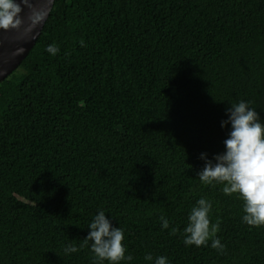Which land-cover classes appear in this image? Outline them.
I'll return each mask as SVG.
<instances>
[{"label": "trees", "instance_id": "trees-1", "mask_svg": "<svg viewBox=\"0 0 264 264\" xmlns=\"http://www.w3.org/2000/svg\"><path fill=\"white\" fill-rule=\"evenodd\" d=\"M239 100L264 120V0H54L0 83V264H93L98 210L123 230L128 264H264V225L196 177ZM200 197L222 251L182 242Z\"/></svg>", "mask_w": 264, "mask_h": 264}, {"label": "clouds", "instance_id": "clouds-1", "mask_svg": "<svg viewBox=\"0 0 264 264\" xmlns=\"http://www.w3.org/2000/svg\"><path fill=\"white\" fill-rule=\"evenodd\" d=\"M25 7L30 9L25 32L44 19L46 13L32 9L31 0H0V31L18 29L24 23L21 12ZM44 51L55 55L58 48L47 44ZM225 115L226 119L220 122L221 128L228 125L223 151L214 154L210 160L201 153L199 158L203 160V167L196 177L202 185L221 184V191L225 195L237 194L242 201V223L252 227L264 225V120L251 107V101L245 100L229 104ZM211 208L212 202L204 197L198 198L190 208L182 230L185 247L207 244L218 251L223 250L224 246L216 236L219 222L210 223L209 220ZM160 220L161 229H167L168 220L164 217ZM87 229L84 239L90 242L93 264H104L105 261L107 264H120L121 261L128 264L132 261L131 255H125L123 230L112 226L103 210H98L92 216ZM77 250L72 243L66 244L63 249L65 254ZM143 259L151 264H169L167 257L153 258L150 253Z\"/></svg>", "mask_w": 264, "mask_h": 264}, {"label": "water", "instance_id": "water-1", "mask_svg": "<svg viewBox=\"0 0 264 264\" xmlns=\"http://www.w3.org/2000/svg\"><path fill=\"white\" fill-rule=\"evenodd\" d=\"M54 0H31V7L37 11L43 10L44 19L25 32L28 25L27 17L30 9L25 7L21 12L24 23L16 30L0 31V83L18 69L27 54L33 48L46 20L52 10Z\"/></svg>", "mask_w": 264, "mask_h": 264}]
</instances>
